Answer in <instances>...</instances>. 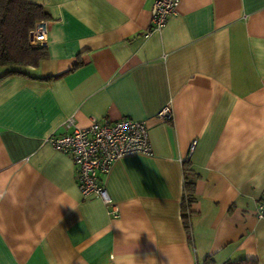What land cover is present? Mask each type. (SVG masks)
<instances>
[{
  "label": "crops",
  "instance_id": "obj_1",
  "mask_svg": "<svg viewBox=\"0 0 264 264\" xmlns=\"http://www.w3.org/2000/svg\"><path fill=\"white\" fill-rule=\"evenodd\" d=\"M29 1L47 56L0 68V264H264V0H180L156 32L154 0ZM121 119L151 154L98 175L113 217L46 139Z\"/></svg>",
  "mask_w": 264,
  "mask_h": 264
},
{
  "label": "built area",
  "instance_id": "obj_2",
  "mask_svg": "<svg viewBox=\"0 0 264 264\" xmlns=\"http://www.w3.org/2000/svg\"><path fill=\"white\" fill-rule=\"evenodd\" d=\"M180 0H154L151 26L148 32L160 31L167 18L176 14ZM48 27L46 21L39 22L32 31L35 45L44 46ZM157 117L164 121L171 118L170 109L163 108ZM72 121L68 123V126ZM46 142L57 152L70 157L76 167V184L83 197L96 196L105 205L112 206L105 188L99 183L98 175L107 174L112 164L128 155H150L148 130L143 122L121 119L117 122H97L93 120L84 129L74 127L72 132L61 137L49 136ZM194 149L189 147L188 155ZM113 207V206H112ZM257 218L264 220V197L256 209ZM112 216H117L113 207Z\"/></svg>",
  "mask_w": 264,
  "mask_h": 264
},
{
  "label": "trees",
  "instance_id": "obj_3",
  "mask_svg": "<svg viewBox=\"0 0 264 264\" xmlns=\"http://www.w3.org/2000/svg\"><path fill=\"white\" fill-rule=\"evenodd\" d=\"M48 19L40 5L29 0H0V68L6 75L17 74L26 67H37L47 56L45 46L33 43L35 26ZM195 176L185 169L183 220L186 224L189 207L194 202ZM227 264H256L251 260H240Z\"/></svg>",
  "mask_w": 264,
  "mask_h": 264
}]
</instances>
